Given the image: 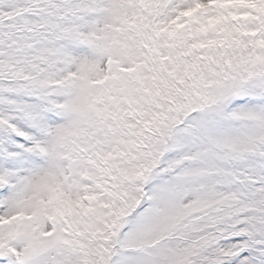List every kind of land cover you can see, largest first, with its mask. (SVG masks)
I'll return each mask as SVG.
<instances>
[{"label":"snow or ice","instance_id":"6c2138e0","mask_svg":"<svg viewBox=\"0 0 264 264\" xmlns=\"http://www.w3.org/2000/svg\"><path fill=\"white\" fill-rule=\"evenodd\" d=\"M0 264H264V0H0Z\"/></svg>","mask_w":264,"mask_h":264}]
</instances>
